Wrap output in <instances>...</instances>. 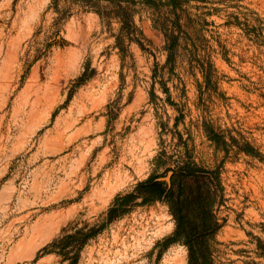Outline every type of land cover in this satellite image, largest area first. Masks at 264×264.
Instances as JSON below:
<instances>
[{
  "label": "rangeland",
  "instance_id": "1",
  "mask_svg": "<svg viewBox=\"0 0 264 264\" xmlns=\"http://www.w3.org/2000/svg\"><path fill=\"white\" fill-rule=\"evenodd\" d=\"M179 1L0 0V264H187L166 204L106 213L189 162L216 264H264V0Z\"/></svg>",
  "mask_w": 264,
  "mask_h": 264
},
{
  "label": "trees",
  "instance_id": "2",
  "mask_svg": "<svg viewBox=\"0 0 264 264\" xmlns=\"http://www.w3.org/2000/svg\"><path fill=\"white\" fill-rule=\"evenodd\" d=\"M159 3L176 9L180 1L159 0ZM122 17L129 19L127 14ZM170 171L168 182L152 175L139 182L131 193L117 196L106 213L107 224L128 213L137 200H141L140 205L164 203L175 222L174 233L167 242L187 249V264H216L211 244L222 228L217 212L225 197L220 172L192 162ZM90 237L92 234L85 241Z\"/></svg>",
  "mask_w": 264,
  "mask_h": 264
},
{
  "label": "water",
  "instance_id": "3",
  "mask_svg": "<svg viewBox=\"0 0 264 264\" xmlns=\"http://www.w3.org/2000/svg\"><path fill=\"white\" fill-rule=\"evenodd\" d=\"M171 175H172V173L170 172L168 177H170Z\"/></svg>",
  "mask_w": 264,
  "mask_h": 264
}]
</instances>
